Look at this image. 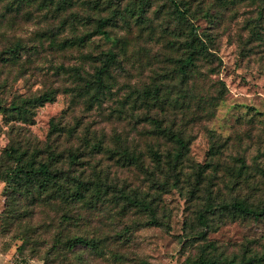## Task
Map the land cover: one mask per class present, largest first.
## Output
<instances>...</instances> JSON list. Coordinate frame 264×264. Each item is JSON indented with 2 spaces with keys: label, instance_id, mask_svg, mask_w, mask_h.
Returning a JSON list of instances; mask_svg holds the SVG:
<instances>
[{
  "label": "rangeland",
  "instance_id": "rangeland-1",
  "mask_svg": "<svg viewBox=\"0 0 264 264\" xmlns=\"http://www.w3.org/2000/svg\"><path fill=\"white\" fill-rule=\"evenodd\" d=\"M126 1H121L122 7ZM190 2L193 8L201 4L202 13L213 6L212 16L201 13L194 21L200 37L206 40L207 60L211 62H196L197 68L187 81L173 73V59L183 57L184 36L177 34L176 26L168 19L167 1L154 0L147 14L148 24L133 25L130 30L111 28L126 45L123 53L113 48L118 51V63L111 68L112 78L108 79L110 93L93 102L81 96L76 82L59 69L79 66L88 76L97 62L83 63L81 58L86 54L96 56L112 48L111 43L96 38L85 48L62 50L60 41L68 29H57V19L38 24V15L43 12L28 18L29 5L8 13V22L0 27V43L5 35L12 42L20 38L26 49L10 64L0 65V83L5 84L2 99L9 103L15 96H31L49 88L58 91L52 102L35 107L32 122L23 125L24 129L16 127L13 136L12 124L0 114V157L11 137L43 145L48 141L53 119L65 128H76L79 138L89 140L85 146L79 138L74 139V147L88 152L93 144L100 145V150H92L82 165L87 178L98 181L99 177L110 185L104 206L84 209L76 221L64 222L62 213L47 211L33 222L17 221L2 234L4 194L24 166L0 158V246L13 252L10 264H22L27 260L25 255L34 263L39 262L36 260L51 252L54 243L58 248L45 257L47 264H188L204 243L193 236L202 229L197 225L196 213L203 205L201 198L206 189L212 191L215 201L244 198L253 206L264 207V14L262 18L258 16L261 4ZM155 86L163 90L166 87L169 97L177 98L178 103L159 107L141 102L138 92ZM148 115L163 119L188 141L186 158L177 169V186H173L174 174L162 175L165 168L160 169L153 160L151 152H159L163 166L173 145L155 133L153 124L144 119ZM58 143L60 148L67 144L65 138ZM122 149L134 152L139 161L124 162ZM237 157L245 160L247 173L235 183L232 172L239 165ZM198 165L207 166L200 183H196ZM164 180L168 186L160 188ZM192 190L194 194L190 196ZM120 191L145 198L169 229L144 225L149 215L125 206ZM27 199L22 196L18 205L27 206ZM42 220L46 226L31 234V224ZM211 221L207 241H214L230 257L244 252L247 256H264V217L254 220L236 216ZM60 231L65 237L70 233L98 239L100 246H105V255L100 254L102 248L78 245L67 249L65 237L56 238ZM117 234L123 236L118 238ZM19 235L26 237L22 252L17 250L22 243ZM109 251L117 252L124 261L116 263Z\"/></svg>",
  "mask_w": 264,
  "mask_h": 264
},
{
  "label": "trees",
  "instance_id": "trees-1",
  "mask_svg": "<svg viewBox=\"0 0 264 264\" xmlns=\"http://www.w3.org/2000/svg\"><path fill=\"white\" fill-rule=\"evenodd\" d=\"M122 0H0V27L8 22V13L11 11H19L29 5L28 16L43 12V15H38L39 23L57 19V29L67 30L65 37L61 38L60 47L63 50L85 48L87 44L94 39H102L105 42H110L112 48L101 51L98 55L93 56L86 54L81 58L83 63L97 62L93 66V72L88 76H84L79 66L65 67L62 66L59 70L61 74L67 75L76 82V91L81 96H87L88 99L99 101L104 96L110 93L108 79L112 78L111 68L118 63L117 54L113 48H118L120 52H124L126 42L121 40V37L112 33L113 29L130 30L131 27L148 24V12L152 7L154 0H128L122 7ZM167 1V16L169 21L176 26L177 34H183L184 41L182 49L184 50L183 57L173 59V73L181 78L182 81L192 78L191 76L197 68L196 62L205 59L207 62L208 46L205 43V38H201L198 33V28L194 25V21L204 14L205 17L212 16L211 10L213 6L208 7L202 13V5L199 4L195 8L192 7L190 0H163ZM220 3L234 4L239 1H250L251 3H260L259 18L264 14V0H217ZM202 13V14H201ZM146 26V25H145ZM5 35V34H4ZM22 39L17 38L13 42L8 37L1 40L0 48V65L10 64L20 56V52L25 50V46L21 43ZM5 84L0 83V114L7 123H11L10 135L12 136L15 128H23V125L32 122L33 109L46 102H52L58 89L49 88L31 96H15L9 103L2 99L3 87ZM166 87L155 86L154 88L143 89L138 92L141 102L150 106H163L165 103H173L174 106L178 103V99L170 98ZM184 103H182L183 106ZM145 120L153 124L154 131L158 136H163L173 145L171 152L166 153L164 165H162L161 155L157 151H152L151 155L157 166L164 171L162 175L167 176L172 172L176 178L173 186H177L179 174L177 169L183 163L187 154L188 141L185 140L183 134L165 123L163 119L155 118L154 116H146ZM17 125V126H16ZM65 138L67 144L65 147H59V139ZM79 138L76 134V128H65L50 121L48 131V141L43 145L27 142L17 137H11L8 146L1 152V159L4 162L19 164L24 166L20 175L15 180L14 184L8 189V193L4 194V208L2 211V221L4 227L1 233L8 232L13 224L24 219H33L37 215H46L47 211L54 213H62V220L69 223L71 220L76 221L81 218V212L92 209H99L104 206L107 189L110 188L105 181H94L87 178L85 175L86 167L82 162L87 158V155L92 150L99 151L100 145L93 144L91 151L85 152L81 147H74V139ZM80 144L89 145V140L85 137H80ZM212 154L214 147H211ZM121 157L124 162L136 164L139 161V156L127 149L121 150ZM239 165L232 174L235 177V183L244 178L246 172L245 160L237 157ZM198 177L196 183H200L202 173L207 167L206 165H198ZM264 174V170L262 171ZM160 188H166L168 183L164 180L160 183ZM104 189V191H103ZM192 196L194 190L190 191ZM119 197L124 200L125 206L135 208L137 211L145 212L149 218L144 225H153L156 227H165L169 229L168 224H164L158 219L155 207L146 201L145 198H138L134 195H128L119 192ZM28 198L27 206L20 207L18 202L21 197ZM203 205L196 213L197 225L202 229L194 234L193 238H200L204 243L199 246L198 254L195 259L188 264H264V256H259L256 253L246 255L244 252L241 256H229L215 244L214 241H207V230L212 228L213 219H222L224 217H250L258 220L264 217V207L259 205L253 206L246 199H236L234 201H215L212 191L208 188L205 195L201 198ZM76 207V209H74ZM125 208V207H123ZM46 226L42 220L36 225L30 226V233L37 234ZM128 228L125 230L127 233ZM65 237L62 231L56 233V238ZM123 234L118 235L121 238ZM18 240L22 243L17 246V250H24L26 237L19 235ZM65 246L67 249L75 248L78 245L86 246L87 248H102L100 249L101 256L105 255V246H100L98 239L86 237L79 234H68L65 237ZM118 242V241H116ZM1 245V244H0ZM118 246H123L118 244ZM53 250L46 253V256H51L58 246L54 243ZM3 253L4 250L0 246ZM110 256L117 263L124 261L122 256H119L115 251H109ZM24 257L27 260L34 261L28 255ZM45 256V257H46ZM41 258L43 264H47L46 260ZM40 260H36L39 261ZM141 264H149L146 261H141Z\"/></svg>",
  "mask_w": 264,
  "mask_h": 264
},
{
  "label": "crops",
  "instance_id": "crops-1",
  "mask_svg": "<svg viewBox=\"0 0 264 264\" xmlns=\"http://www.w3.org/2000/svg\"><path fill=\"white\" fill-rule=\"evenodd\" d=\"M12 256H13V252L3 253L0 250V264H10V259L12 258ZM22 264H40V263L39 262L34 263V261L26 260Z\"/></svg>",
  "mask_w": 264,
  "mask_h": 264
}]
</instances>
